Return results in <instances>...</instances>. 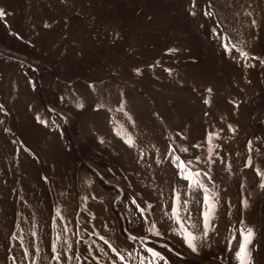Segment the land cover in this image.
Here are the masks:
<instances>
[{"label":"trees","instance_id":"16d2710c","mask_svg":"<svg viewBox=\"0 0 264 264\" xmlns=\"http://www.w3.org/2000/svg\"><path fill=\"white\" fill-rule=\"evenodd\" d=\"M0 9V264H200L177 237L205 232L202 208L222 238L252 230L254 206L264 212V0ZM104 18L137 21L143 37L126 51L125 27ZM109 50L108 75L82 81ZM58 87L80 96L56 104Z\"/></svg>","mask_w":264,"mask_h":264},{"label":"rangeland","instance_id":"374dc122","mask_svg":"<svg viewBox=\"0 0 264 264\" xmlns=\"http://www.w3.org/2000/svg\"><path fill=\"white\" fill-rule=\"evenodd\" d=\"M106 20V22L109 24L110 28H115L117 23H120L122 26H124V30L126 31V33L128 34V44L125 47L126 51H130L133 48L134 45V41L135 39H141L143 37V32L141 27L137 24V21H122V20H114L112 18H104L100 21V23L102 24L104 21ZM119 24V25H120ZM137 41V40H136ZM111 50L108 51V53H106V55L101 58L99 61L96 60L93 63H89L87 65V69H86V77H84V81L85 80H93V79H103V77L107 76L108 73L111 71L110 69L114 66L115 62L117 61V54L115 53H111ZM202 58H199V55L196 54L193 61H201ZM86 83V82H85ZM51 94H53V99H55L56 104L59 103V101H57L56 98H58L59 96H61L64 100L66 98H73V96H75V94L77 95L76 97L80 96V92L78 90V88L76 87H72L69 89H62L61 87L55 88V90L51 91ZM53 104V103H52ZM71 120V119H70ZM67 122H69L67 120ZM43 135H46L45 133L42 132ZM114 158H112V162L113 165H116V167H118L117 169H119L123 174H125V176H128V170L126 169V171L122 168L123 166L121 165L120 159L121 156L119 153H113ZM125 158V157H124ZM126 159V158H125ZM3 170V168L1 167V171ZM8 172H2V177H5L4 174L8 175V174H12V170H8ZM222 244L221 238H218V246H220ZM223 245V244H222ZM259 255L262 254L261 250H258ZM198 256L200 257H195V259L199 260V261H203L206 264H229V263H225L223 261H221V259H219V257L215 254H213V252H208L206 255H203L201 253H199L198 251L196 252ZM256 253V252H253ZM256 255V254H255ZM262 258V257H260ZM263 259V258H262ZM258 260V258H257ZM232 264V263H230ZM249 264H257L254 262H250ZM260 264H264V259Z\"/></svg>","mask_w":264,"mask_h":264},{"label":"snow or ice","instance_id":"6c2138e0","mask_svg":"<svg viewBox=\"0 0 264 264\" xmlns=\"http://www.w3.org/2000/svg\"><path fill=\"white\" fill-rule=\"evenodd\" d=\"M4 15V11L3 9H0V16H3ZM181 167H184L183 165V162H181ZM252 235L251 231H249V237ZM195 238L191 236V234L189 233L188 234V237H187V242L189 244L190 247L193 248V250L195 251V245L192 243V241L194 240ZM247 240H248V237L245 238V242L247 243ZM241 251L243 252V248L241 249ZM155 255H158V253H156ZM121 259H123V257H121Z\"/></svg>","mask_w":264,"mask_h":264}]
</instances>
